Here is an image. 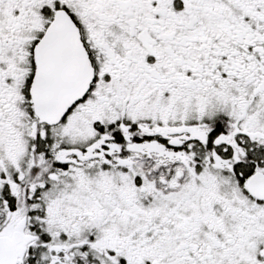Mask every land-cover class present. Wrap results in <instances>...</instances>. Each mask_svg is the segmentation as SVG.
I'll return each instance as SVG.
<instances>
[{"label": "snow or ice", "instance_id": "obj_1", "mask_svg": "<svg viewBox=\"0 0 264 264\" xmlns=\"http://www.w3.org/2000/svg\"><path fill=\"white\" fill-rule=\"evenodd\" d=\"M0 264H264V0H0Z\"/></svg>", "mask_w": 264, "mask_h": 264}]
</instances>
